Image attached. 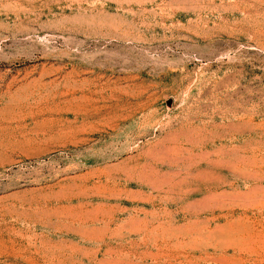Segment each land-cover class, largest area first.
Instances as JSON below:
<instances>
[{
	"label": "rangeland",
	"instance_id": "374dc122",
	"mask_svg": "<svg viewBox=\"0 0 264 264\" xmlns=\"http://www.w3.org/2000/svg\"><path fill=\"white\" fill-rule=\"evenodd\" d=\"M0 264H264V0H0Z\"/></svg>",
	"mask_w": 264,
	"mask_h": 264
}]
</instances>
